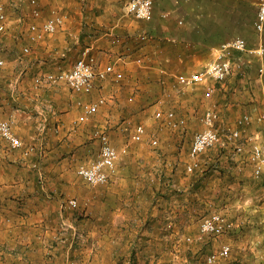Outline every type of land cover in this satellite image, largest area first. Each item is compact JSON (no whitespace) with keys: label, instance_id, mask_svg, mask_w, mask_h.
<instances>
[{"label":"rangeland","instance_id":"374dc122","mask_svg":"<svg viewBox=\"0 0 264 264\" xmlns=\"http://www.w3.org/2000/svg\"><path fill=\"white\" fill-rule=\"evenodd\" d=\"M115 1L118 3L116 5H121L119 15L121 16L124 14L125 2L128 0ZM225 1L230 8H238L240 24L236 25L227 19L224 21L218 19L216 22L213 18L209 20L208 24L215 28L209 33L218 32V29L223 26L225 36H229L227 41L241 37L254 48L258 45V37L252 28L257 11L256 0ZM3 2L7 17V30L0 38V58L5 61V67L0 70V104H5L13 99L10 94L12 92L10 83L21 73L17 85L18 96L22 90L26 91L27 96L33 99L30 101L33 104L47 99V105L52 108L49 118L53 125L51 128L53 136L50 138H54L57 129L60 130L59 116L63 114L70 113L73 117L76 115L74 129H81L80 131L83 133L88 129V124L96 125L92 130L91 138L81 147L83 155H81L79 167L89 165L98 158L99 143L93 137L95 130L105 131L111 144L120 153L116 172L105 185L91 186L87 184L77 174L79 167L76 172L64 176L68 183L64 186V191L57 194V197L63 201L62 204L70 199H75L77 207H61V213L73 221L84 235L80 241L73 239L78 243L76 249H53L66 251V264H75L74 254L78 255L79 250L84 252L90 245L88 232L89 227L91 228V224H93L90 222V216L91 213H94V209L99 210L98 215L100 216L98 217L102 218L101 221L98 220L99 223L112 224V230H114V228H118L119 219L122 217L126 219L130 215L138 214L131 204L137 200L146 198L139 211L142 210L144 213L145 210H148V214L151 201L148 196L149 192H154L155 196L161 200L156 202L157 206L155 207V210L158 208L160 211L158 215L160 218L159 229L156 228L155 234L151 237L142 236L143 239H138L144 245L141 246V249H132L127 259L123 261L122 257L120 261H116L121 253L119 251L109 259L110 263L115 261L120 264H205L207 255L217 251L223 244H229L231 247L229 257L221 259L218 264H264V182L253 178L246 153L237 159H230L226 152L214 148L200 156V170L192 174L185 170L192 139L197 132L203 129L202 117L208 110L218 113L220 121L216 124V129L221 132H227L234 128L239 118L245 114H251L253 123L245 127L240 126L239 129L243 130V134L259 133L261 140L264 141V124L256 120L259 112L264 108L262 93L264 74L261 76L258 72L264 59L260 60L253 56L251 58L244 54L233 55L235 60L240 56L241 67L240 69L235 68L225 82H208L207 85L198 84L179 89L173 75H188L200 71L210 61L179 62L175 59L178 54L177 48L168 44L161 45L167 46L164 50L167 56H158L156 52L158 48L154 53L149 52L154 46L151 44L152 41L142 43L137 40L133 53L136 52L145 62L141 66L134 64L130 66V70L123 73L125 76L120 77L119 80L109 77L105 81L97 83L93 91L87 94L74 93L65 85L35 88L33 82L35 77L47 73H57L54 70L58 66L61 68L58 69L59 71L71 68L68 61L56 65L54 62L40 65L37 60L35 61L39 50L38 43L52 39L62 27L51 36L47 35L38 42H31L27 30L29 24L33 22L41 24L51 15L52 11L43 14L39 8L40 16L35 19L30 15L29 0H3ZM87 2L88 0L79 1L83 5H88ZM108 2L109 0H98V4L101 6L107 5ZM240 2L243 4L237 7L235 3L239 4ZM55 10L57 14L64 17V23H66L70 15H65L64 10L58 8ZM87 16L90 17L89 14L73 15L77 22L83 24L90 23L91 20ZM195 16H199V14L183 16L167 14L160 17V20L163 19L167 23H171V19H174L175 24L180 28L182 27V23H179L180 20L184 21L185 17L186 20L193 22L198 19ZM107 18L105 16V19ZM125 18L134 24L138 22L140 24V21H136L130 16H125ZM109 23L111 24V22ZM139 27L148 33H153L151 31L153 28L160 29L159 24H152V19L149 22L141 23ZM242 33H246V36H242ZM26 46L30 48V52L23 54L22 50ZM165 59L168 61H164ZM96 60L100 64V61ZM248 60H250L249 63ZM155 67L171 71L172 76L161 78V74L155 73L151 69ZM207 86L214 89L213 94H207ZM62 90L74 98V101L69 100L68 110L60 109L59 101L50 97L51 94L59 93ZM115 93L117 94L115 95ZM18 96H15V100ZM22 97L21 94L20 98L22 99ZM99 97L106 98L105 105L99 108L94 115L88 117L86 122H78L81 108L76 105V102L91 103ZM249 97L252 99L251 101L248 100ZM187 103L191 106L186 105ZM235 103L237 106L235 108L236 115L230 119L229 112ZM169 109L175 113L177 118L185 119L184 127L172 129L164 125L163 121L154 118L156 110L167 111ZM3 114L0 111L1 117L9 120L12 127L11 118L3 117ZM137 124H142L145 127V137L141 143H132L131 131ZM89 132L91 133V131ZM152 138L158 140V146L155 148L149 143ZM3 142L5 143L2 139ZM22 142L26 144L23 140ZM4 147L8 157L2 161L8 159L20 166H24V162L29 159L32 153L40 150L39 147L36 149L34 146L35 150L25 156L23 152L21 154L10 150L6 143ZM123 149L127 150L126 154L122 152ZM138 153L141 156H138ZM157 167L158 169L163 167L171 170V175H166L169 173L168 171L161 173L157 171L155 174L153 168ZM150 172L154 174L150 175ZM44 183V181L41 182L42 187ZM158 184L162 187L161 190H158L160 188ZM169 184H171V188L168 187ZM143 186L144 188H142ZM105 210L106 216H103ZM214 212L223 215L235 227L220 237L204 236L199 239L200 221ZM55 222H51L54 230L56 229ZM63 227L67 228L68 225L63 222ZM71 235L65 234L64 236L70 239ZM187 237L190 238V241H186ZM62 240L66 241L67 239ZM107 240L113 242L114 247H117L115 242H120V240L129 241L127 244L137 243V239L120 238L115 231Z\"/></svg>","mask_w":264,"mask_h":264},{"label":"crops","instance_id":"0c3cea01","mask_svg":"<svg viewBox=\"0 0 264 264\" xmlns=\"http://www.w3.org/2000/svg\"><path fill=\"white\" fill-rule=\"evenodd\" d=\"M79 1L38 0V8L41 9L43 14L58 8L64 10L63 13L65 15L70 16L64 23L65 25H62V28L60 27L61 29L52 39L38 43L39 50L35 61L37 60L40 65L51 62L56 65L68 61L69 67H71L87 47L90 48V53L100 61L103 69L108 67L112 69L108 73L107 78L114 77L115 80L125 76L123 73L129 71L130 66L133 64L136 66L143 65L144 59L136 52L133 53V50L136 49L135 44L137 43L138 35L146 32L139 27L143 22L134 24V22L126 19L125 7V16L124 14L119 16L121 5H116L118 3L115 0H109L108 4L104 6L99 5L98 0H88V5H83ZM152 1V24H159L160 29L156 30L153 28L151 29L153 33L146 32L150 39L142 43L152 41L151 44L154 46L149 52L154 53L155 49L158 48L156 50L158 56H167L164 51L167 46L161 45L168 44L171 47H176L178 54L175 59L179 62L211 61L219 48L227 42L226 39L229 36H225L223 26L218 29V32L209 33V31H214L215 28L208 24L210 19L214 18L216 22L218 19L220 21L227 19L236 25L240 24L238 8L231 7V9L230 6L226 5L225 0ZM240 4L242 5L243 3H235L237 7ZM236 10L237 12H234ZM82 14L90 15V17L87 16L91 20L90 23L77 22L75 17H73V15ZM167 14L174 16L199 14V16H195L198 19L193 22L186 20L184 17V21H179L182 23V27L178 28L174 19H171V23H167L163 19L160 20V17H164ZM105 16L108 18L105 19ZM252 28L258 37V45L254 48L261 43L264 45V31L262 34H258L254 26ZM242 36H246V33H242ZM248 44L249 48H253ZM244 55L255 58V56L252 57L250 54ZM137 58L142 59L141 64L135 63ZM164 61L167 62L168 59ZM247 62L249 63L250 60ZM58 69H61L60 66L54 71L58 72ZM151 69L153 72L161 74V78L172 76L171 71L157 69L156 67ZM20 75L21 73L16 77L18 82ZM116 75H119V78H116ZM17 85L15 90L10 92L13 99L5 104H0V111L4 113L3 117L11 118L13 131L17 137L26 142V144H33L36 149L39 147L40 150L32 153L29 159L24 162V166L15 164L13 163L14 161L8 159L7 161H2L8 156L4 147L6 142H3V144L0 138V264H66V251L53 249H76L78 243L75 241H80L84 235L73 221L64 217L61 213L63 201L57 197V194H61L64 191V186L68 183L64 176L76 172L79 167V161L81 155H83L81 147L91 138L92 130L96 125L94 123L88 124V129L83 133L80 131L81 129H74L76 115L73 117L70 113L63 114L59 116L61 121L60 130L57 129L54 138H50L53 136V133H51L53 125L49 118L48 100L45 99L33 104L30 102L33 99L27 96L26 91L22 90L18 96ZM262 89L264 96V86ZM233 90L236 91V89ZM21 94L23 96L22 99L20 98ZM16 95L18 98L15 100ZM50 97L55 98L57 102L59 101L60 105L58 106L64 110L69 109V100L74 101V98L64 90L51 94ZM248 100L251 101L252 99L249 97ZM232 107L231 112H229L230 119L236 115V103ZM32 140L36 141L33 142ZM13 152L22 154L21 150ZM138 156H141V154L138 153ZM159 168H153L155 174H157V171L160 173L168 171L169 173H166V175H171V170L163 167ZM154 173L150 172V175ZM42 178L45 182L43 187L41 186ZM158 187H160L158 190L162 189L159 184ZM168 187L171 188V184ZM148 196L151 199L149 204L151 208L149 207L150 211L148 214V210L144 212L146 215H143L142 210L139 211L146 198L137 200L131 204L138 214L130 215L126 219L122 217V219H119L118 228L116 227L114 230H112V224L99 223L102 218L98 217L100 216L98 215L99 210L94 209V213H91L90 216V222H93V224H91V228L89 227L88 232L90 245L84 252L79 250L80 253L78 255L77 253L74 254L76 258L75 264H120V262L116 263L115 261L110 263L109 259L121 251L116 261H120L122 257L124 261L130 255L129 252L132 249H141L144 243L138 239H143L144 236H153L160 221L158 217L160 211L158 208L155 210L156 202L158 203L160 199L155 196L154 192H149ZM93 205L96 206V204ZM104 213L103 216H106V210ZM52 221H56L55 230L52 227ZM63 222L68 225L67 228L63 227ZM114 231L120 238L137 239V243L127 244L129 241L120 240V242H115L117 247H114L112 245L113 242L111 243V241L107 240ZM63 234L72 235L68 239ZM64 238L67 240L63 241L62 239ZM102 238L104 239L103 241L101 240ZM73 239L76 240L73 241Z\"/></svg>","mask_w":264,"mask_h":264},{"label":"built area","instance_id":"2783aa9c","mask_svg":"<svg viewBox=\"0 0 264 264\" xmlns=\"http://www.w3.org/2000/svg\"><path fill=\"white\" fill-rule=\"evenodd\" d=\"M257 13L254 21V29L258 34L264 31V0H256ZM30 15L37 19L40 16L38 8V0H29ZM125 14L134 18L136 21L149 22L153 17V1L152 0H128L125 5ZM180 23V22H179ZM64 24V17L57 14L55 11L44 20L41 24L35 22L28 26V36L31 42H38L45 36L53 35ZM7 30V17L5 14V5L3 0H0V38ZM138 40L146 42L150 39L146 32L138 35ZM23 54H28L30 48L24 47ZM250 54L260 60L264 59V45L261 43L256 48H249L246 41L241 37L233 38L225 42L216 52L214 58L208 62L200 71L184 75H173L179 89H185L198 84L207 85L208 82L222 83L225 82L235 68L240 69L241 59L238 57L233 59V55ZM135 63L141 64L142 59H135ZM5 67V61L0 58V70ZM112 69L110 67L103 69L101 64L97 63L96 58L90 53V48H85L81 56L75 60L70 69L59 71L57 73H47L45 75L34 78L35 88L52 87L57 85H65L69 90L77 94H87L93 91L97 82L104 81L108 73ZM259 75L264 74V65L262 64L258 70ZM119 78V75L115 76ZM18 84V79L15 78L10 83L11 91L13 92ZM207 94H213L214 89L207 86ZM106 99L99 97L95 102L82 103L76 102V105L81 108V115L78 122H86L88 117L94 115L99 108L104 106ZM49 112H52L50 105ZM156 120L163 121V124L169 128H182L185 126L184 118H177L172 110L166 112L156 110L154 112ZM256 120L264 124V108L259 112ZM220 121L217 112L208 110L203 114L202 125L203 129L197 132L191 142L188 152V162L185 170L192 174L201 169L200 156L205 152L214 148H219L220 151L226 152L230 159H237L243 153L247 155L251 166V173L255 180L264 181V141L261 140L259 133L243 134L240 126L245 127L253 123L251 114H245L237 120L234 128L227 132H221L216 129V124ZM0 137L7 143L12 151L21 150L23 155H28L35 150L33 145H26L22 140L15 135L12 130L9 120L2 118L0 115ZM93 137L99 143L98 158L89 165L80 166L77 170L79 177L91 186L105 185L116 172V165L119 161L120 153L111 144L109 136L103 130H96ZM145 137V127L142 124H137L131 131V142L141 143ZM152 147L158 146V140L152 138L149 141ZM124 154L127 153L123 149ZM76 208L77 202L75 199L68 200L61 207ZM169 226V225H168ZM235 225L225 219L220 213H211L204 217L199 225V239L204 236L220 237L231 231ZM190 241V238H186ZM231 253L229 244H223L217 251L207 255L205 264H218L221 259L228 258Z\"/></svg>","mask_w":264,"mask_h":264}]
</instances>
